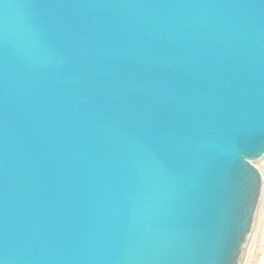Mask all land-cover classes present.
Wrapping results in <instances>:
<instances>
[{
	"label": "water",
	"instance_id": "obj_1",
	"mask_svg": "<svg viewBox=\"0 0 264 264\" xmlns=\"http://www.w3.org/2000/svg\"><path fill=\"white\" fill-rule=\"evenodd\" d=\"M263 156L264 0H0V264H243Z\"/></svg>",
	"mask_w": 264,
	"mask_h": 264
},
{
	"label": "rangeland",
	"instance_id": "obj_2",
	"mask_svg": "<svg viewBox=\"0 0 264 264\" xmlns=\"http://www.w3.org/2000/svg\"><path fill=\"white\" fill-rule=\"evenodd\" d=\"M263 178L261 197L252 237L244 255L243 264H264V156L254 163Z\"/></svg>",
	"mask_w": 264,
	"mask_h": 264
},
{
	"label": "bare ground",
	"instance_id": "obj_3",
	"mask_svg": "<svg viewBox=\"0 0 264 264\" xmlns=\"http://www.w3.org/2000/svg\"><path fill=\"white\" fill-rule=\"evenodd\" d=\"M251 237H252V234H251V236H250V238H249V240H248L247 246H248V244H249V241H250ZM247 248H248V247H247Z\"/></svg>",
	"mask_w": 264,
	"mask_h": 264
}]
</instances>
